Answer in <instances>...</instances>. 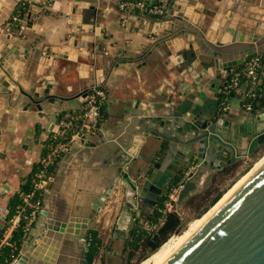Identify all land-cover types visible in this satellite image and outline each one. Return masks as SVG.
I'll return each instance as SVG.
<instances>
[{"label": "water", "instance_id": "1", "mask_svg": "<svg viewBox=\"0 0 264 264\" xmlns=\"http://www.w3.org/2000/svg\"><path fill=\"white\" fill-rule=\"evenodd\" d=\"M18 1L0 0V10L6 3L16 5ZM40 1L31 0L28 5L24 16L28 27L42 14L45 6ZM80 1L73 0L71 5ZM256 3L264 7V0ZM87 7L94 11L96 5L88 4ZM260 11L261 15L251 16L254 21L251 28H242V32L228 30V33L210 26L204 31V23L193 24L185 22L182 15H168L153 26L156 29L163 25L169 30L158 38L156 44L165 43L173 54L175 49L169 43L171 38L181 32L190 35L194 42L193 58L204 56V63L208 66L205 73L209 76H214L217 69L222 74L230 73L248 59L262 55L264 78V10ZM75 45L71 39L61 48L48 50L39 57V67L52 65L55 56L73 60L70 48ZM11 47L10 42L0 39V86L6 83L2 91L14 92L17 100H24L28 105L46 102L59 105L71 99L56 95L55 82L49 77L46 81H33L32 92L28 93L19 84L20 63L5 60ZM143 56H115L109 71ZM80 69L87 70L83 65ZM100 87V83L91 85L73 98L85 99L93 89ZM172 89L177 93L168 96L167 101L158 107L149 103L144 109L124 111L116 118L110 133H101L100 129L87 136L79 134L68 150L67 159L58 166L51 181L52 187L45 192L41 212L43 222L38 234L27 252L19 254L13 264H80L81 258L66 252V247L78 242L83 250H90L91 223L118 184L124 201L116 221L119 232L115 239L121 237L123 241L126 232L131 233L136 227L144 231L157 219L161 200L179 178L185 176L177 200L172 204L181 215L183 208L213 175L241 160L247 161L264 144V107L248 111L251 112L246 117L250 121L246 126L251 132L248 134L241 124V100L230 99L228 107L223 110L221 103L219 108L198 103L191 85L180 83ZM235 114L239 122L232 124L226 118ZM148 134L162 139L158 158L157 154L145 158L140 151ZM177 153L183 156L179 163L170 172L162 173L168 159ZM74 166L73 188L70 187L73 199L67 202L55 191ZM66 181L69 182V178ZM66 191L62 190V193ZM0 218L3 221L8 219L6 215ZM181 229L182 226L176 233ZM158 238L159 235L155 234L154 241ZM162 264H264V161Z\"/></svg>", "mask_w": 264, "mask_h": 264}, {"label": "crops", "instance_id": "2", "mask_svg": "<svg viewBox=\"0 0 264 264\" xmlns=\"http://www.w3.org/2000/svg\"><path fill=\"white\" fill-rule=\"evenodd\" d=\"M30 1H18L16 5L6 3L3 10H0V39L10 42L12 46L6 52L5 60L20 63L22 73L19 84L28 93L32 92L30 86L33 81H46L49 77L55 82V94L71 99L60 102L59 105L47 102L28 105L24 100H17L14 92L2 91L6 83L0 86V216L6 215L8 219L20 204L14 209L12 200L16 196L20 199V193L26 185L31 184L36 165L48 151L54 125L67 114L82 109L85 99L73 98L82 89L87 90L91 85L100 83V88L107 91L109 98L102 110L100 130L105 134L110 133L116 118L122 116L124 111L144 109L149 103L158 107L167 101L168 96L177 93L172 87L180 83L194 87L193 97L201 105L219 108L224 85L232 72L222 74L217 69L214 76L206 74L208 66L204 63V56L193 58L194 42L189 38L190 35L183 32L176 33L175 38H171L169 43L175 49L171 54L165 43L156 44L158 38L169 32L168 27L163 28L161 25L153 29L159 19L136 10H122L119 8L121 0H81L74 5H71L73 0H41L45 6L42 14L35 17L31 27H28L24 18L19 17L20 21H14V18L17 17L18 5L24 2L29 5ZM256 1L172 0L168 15H182L185 22L193 24L204 23V31L210 26L223 33H228V30L242 32V28H251L254 23L251 16L257 13L261 15L260 10H264ZM88 4H95V10L89 9ZM71 39L76 43L70 48L73 60L55 56L52 65L49 63L39 67L40 56H44L52 48L63 47L65 41ZM137 54L144 56L109 71L115 56L123 58ZM81 65L87 70H81ZM81 73L83 76H80ZM196 80L198 84H195ZM245 91L246 86L242 85L233 92L231 99L242 101L239 112L243 116L241 124L245 132L250 134L246 127L250 121L246 117L251 112L244 109ZM226 119L232 124L239 122L236 114ZM144 138L146 141L140 147L142 155L145 158L156 154L157 158L160 157L157 152L162 139L150 134ZM182 157L177 153L168 159L162 173L170 172ZM66 159L67 155L61 162ZM76 166L70 169L71 174L64 176L55 191L67 202L73 199L70 187L73 188L71 182L74 180ZM67 178L69 182L66 181ZM51 187L52 184L48 190ZM62 190L67 191L62 193ZM116 194L119 195L113 202H116V208L106 223V248L103 253L104 257L107 255V264L116 261L125 242L121 237L115 239L119 232L115 226L124 201L123 196L120 197L123 191L114 190L107 202L110 204ZM95 219L97 220L96 217ZM7 221L0 218V237L6 231ZM41 224L39 221L35 236ZM126 234L127 238L130 233ZM32 240L33 235L25 241L20 251L27 250Z\"/></svg>", "mask_w": 264, "mask_h": 264}, {"label": "built area", "instance_id": "3", "mask_svg": "<svg viewBox=\"0 0 264 264\" xmlns=\"http://www.w3.org/2000/svg\"><path fill=\"white\" fill-rule=\"evenodd\" d=\"M172 0H121L119 8L122 10H136L147 16L160 19L168 16ZM14 21H20L17 16ZM263 56L256 55L248 59L241 67L233 70L223 90L221 100L222 109L228 107L229 97L233 90L246 86L244 109L253 110V101L264 91L262 80ZM109 95L103 88H95L84 100L81 110L69 113L54 125L47 153L39 160L38 167L31 177L32 189L20 193V204L7 221L6 231L0 237V256L2 249L11 247V239L15 232H22V242L29 240L33 234L34 226L43 210V201L46 190L55 176L57 166L65 158L72 142L76 141L79 134L89 135L101 129L103 122V107L107 103ZM185 176L177 184L173 185L158 212L160 216L151 223L147 232L149 235L156 234L163 225L165 216L176 212L173 202L177 200L178 193L183 186ZM119 194V193H118ZM116 194L115 196H117ZM120 195V194H119ZM119 195L117 197H119ZM113 209L107 207L105 215L113 214ZM22 244V245H23ZM21 251L12 256L8 264H13Z\"/></svg>", "mask_w": 264, "mask_h": 264}, {"label": "rangeland", "instance_id": "4", "mask_svg": "<svg viewBox=\"0 0 264 264\" xmlns=\"http://www.w3.org/2000/svg\"><path fill=\"white\" fill-rule=\"evenodd\" d=\"M263 147L264 145L260 146L259 150L247 161L241 160L238 163H236L232 168L217 172L209 179L207 184L203 185L202 189L191 200V202H189L183 208V213L180 215L182 219V224L180 225L182 226V229L180 233L177 234L175 231L174 233L170 234L167 240L162 242V244H160V246L155 250H152L151 248H146L141 245L140 246L141 248H138L136 251H134L131 248H127V246H125L127 240L130 238L129 235L125 239L123 248L121 249V251H119L120 255H118L117 257L115 256L116 261L113 264H141L142 262H144L146 258L154 256L155 253L157 254L160 248H162V246L165 243H167L172 239H176L182 236L188 230V228L193 222L203 218L224 196L227 195V193H229L232 189H234L237 186V184L261 161V159L264 158V150H262ZM171 187H169V189L167 190L166 195L168 194ZM115 191L122 192L120 184L116 186ZM220 192H221V197L219 198V200L214 205L212 204V206H210L207 209V212L203 214V216L201 217L198 216L199 212L206 206L210 205L213 198ZM122 196L123 194H121L120 197L122 198ZM117 198L118 197L116 196L112 197L110 204L108 202L105 203L101 211L96 215L97 220L94 219L93 222L91 223V228H92L91 231L93 230L97 234V239L100 240V247L97 255L93 258L90 264H107V255H105L104 257L103 252L106 248L104 242L106 238L105 236H107L106 223L109 222L110 218L108 215H105L107 209L105 208V206L106 204H108L107 207H110L112 209L116 208L115 207L116 202L115 203L113 202ZM148 226L146 227L145 230H147ZM151 235L154 236V234ZM131 254H133V256L131 257V259H129Z\"/></svg>", "mask_w": 264, "mask_h": 264}, {"label": "trees", "instance_id": "5", "mask_svg": "<svg viewBox=\"0 0 264 264\" xmlns=\"http://www.w3.org/2000/svg\"><path fill=\"white\" fill-rule=\"evenodd\" d=\"M27 8H28L27 2L19 4L17 7V10H16L17 16L20 17L21 19H23L26 12H27ZM262 80H263V78H262ZM263 82H264V80H263ZM259 93H260V96L257 97L252 103L253 109L264 107V91H260ZM262 150H264V147L262 148ZM37 167H38V165H36V168ZM36 168H35V170H36ZM180 179L181 178H179V180H177L175 183H173V185L177 184V182H179ZM31 189H32V185L28 184V185H26L25 189H23V192H28ZM220 197H221V192L218 193L213 198L210 205L206 206L205 208H203L199 212L198 216H200V217L203 216V214H205L207 212V209L210 206H212V204L214 205L219 200ZM163 200H165V197H163V199L161 200L159 208L162 206V204L164 202ZM19 203H20V199L16 196L12 200V206L14 207V209ZM157 214H158V216H160V213L158 212V210H157ZM158 216H157V218H158ZM154 221H156V220H154ZM181 224H182V219L177 212L169 213L165 216L163 225L157 231V234L159 235V241L154 242L152 235H149L146 230L143 231V230L136 227L130 233V238L127 240L125 246H127V248L133 249L134 251H136L138 248H141L140 247L141 245L146 247V248H151L152 250H155L156 248H158L160 246V244H162V242L167 240V238L170 236V234L177 231ZM22 236L23 235H22L21 231H17L14 233V235L11 239L12 246L11 247H5L4 249H2V253L0 256V264H8L11 261L12 256L19 253V251L21 250L22 244H23ZM89 243H90V250L88 253L87 264H90L92 262L93 258L97 255L99 247H100V240L97 239V234L93 230L91 231V234H90ZM132 256H133V254L130 255L129 259H131Z\"/></svg>", "mask_w": 264, "mask_h": 264}, {"label": "bare ground", "instance_id": "6", "mask_svg": "<svg viewBox=\"0 0 264 264\" xmlns=\"http://www.w3.org/2000/svg\"><path fill=\"white\" fill-rule=\"evenodd\" d=\"M264 161V158L237 184V186L232 189L226 196H224L203 218L193 222L188 230L180 237L172 239L165 243L159 252L150 259H145L141 264H162L194 231H196L200 225L215 211L226 199L227 197L235 191L252 173L253 171Z\"/></svg>", "mask_w": 264, "mask_h": 264}, {"label": "flooded vegetation", "instance_id": "7", "mask_svg": "<svg viewBox=\"0 0 264 264\" xmlns=\"http://www.w3.org/2000/svg\"><path fill=\"white\" fill-rule=\"evenodd\" d=\"M262 56V55H261ZM226 83H227V81H226ZM226 83H225V85H226ZM235 90H233L232 92H231V95H230V97H229V100L231 99V96H232V94H233V92H234ZM223 94V93H222ZM223 98V97H222ZM234 166V165H233ZM232 166V167H233ZM232 167H230V168H232ZM230 168H227V169H230ZM43 207H44V201H43ZM42 217H41V215H40V217L37 219V221H36V223H35V226H34V230H33V233L34 234H32L33 235V239H34V236H35V230L37 229V226L39 227V221H40V223H42L43 221H42ZM157 234V233H156ZM155 235V234H154ZM159 239V238H158ZM153 241H154V236H153ZM158 240H156V241H154V242H157ZM30 246H31V244H30ZM29 246V247H30ZM89 249H90V246H89ZM28 250V249H27ZM27 250H25L24 252H27ZM66 252H68V253H70V252H72L75 256H78V258H81V263L80 264H87V262H88V253H89V251L88 252H86L85 250H83L80 246H79V243L78 242H74V244L73 245H70V246H68V247H66ZM22 252H20V254H21ZM149 258H151V257H149ZM148 258V259H149ZM147 259V260H148ZM109 262V261H108ZM113 263H115V261L114 262H109L108 264H113Z\"/></svg>", "mask_w": 264, "mask_h": 264}]
</instances>
